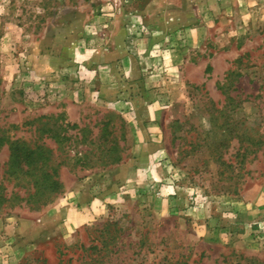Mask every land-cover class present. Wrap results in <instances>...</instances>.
Instances as JSON below:
<instances>
[{
    "label": "rangeland",
    "instance_id": "rangeland-1",
    "mask_svg": "<svg viewBox=\"0 0 264 264\" xmlns=\"http://www.w3.org/2000/svg\"><path fill=\"white\" fill-rule=\"evenodd\" d=\"M106 44L161 86L142 94L121 64L88 61ZM152 99L164 109L146 148L136 119ZM58 115L69 141L43 142L63 191L0 216V264H85L106 229L118 233L105 264H264V0H0V131L33 143L37 119ZM103 141L124 146L119 163L99 161ZM71 193L103 209L67 232L57 203Z\"/></svg>",
    "mask_w": 264,
    "mask_h": 264
},
{
    "label": "trees",
    "instance_id": "trees-1",
    "mask_svg": "<svg viewBox=\"0 0 264 264\" xmlns=\"http://www.w3.org/2000/svg\"><path fill=\"white\" fill-rule=\"evenodd\" d=\"M110 116L117 117L121 121V117L118 115ZM110 121L108 119L105 125H109ZM36 122L37 126L34 130L36 140L33 143L21 139L12 140L6 131H0V151L5 146L8 150V159L3 166H0V170H2L0 173V216L7 210L23 205L30 210L38 211L52 203L63 191V185L58 175L61 162L56 161L54 151L48 148L43 141L46 139L53 141L58 147L57 151L62 152L60 148L69 141V137L65 135L69 124L63 125L65 120L60 115L41 116ZM60 122L61 124H59ZM70 127L76 128L77 126ZM13 128L17 127L13 126ZM120 130L123 131V122L120 124ZM84 139L83 136L82 144H85ZM121 140H123V132ZM123 148L124 146H120L117 141L99 143L97 148L101 154L99 161L105 165L119 163ZM106 226L109 228L110 224L106 223ZM101 233L103 236L101 241H95L92 247L83 248V251H91L89 255L82 256V260L87 258L85 264L107 263L104 257L112 252V247L109 251L108 247L115 240L118 231L106 229ZM93 250L97 252L94 257H92ZM99 253H103L100 261L96 260Z\"/></svg>",
    "mask_w": 264,
    "mask_h": 264
},
{
    "label": "crops",
    "instance_id": "crops-1",
    "mask_svg": "<svg viewBox=\"0 0 264 264\" xmlns=\"http://www.w3.org/2000/svg\"><path fill=\"white\" fill-rule=\"evenodd\" d=\"M245 3L246 2L244 1L241 2V6L245 5ZM125 48L126 47L124 44L119 45L118 47H112L111 45L106 44L105 47L98 48V50L88 53V55L90 56L88 61H91L94 58H98L97 62L99 61L101 65H107L108 68H112L113 63L121 64L119 70H121L126 77L137 80L139 86L141 87L142 94L147 95V93H149L148 89L150 88H159L163 80L161 73H159L157 70L152 71L151 68H147L145 65H143V63L140 62V56L134 58V56L127 54ZM168 56L169 58H171L168 61L171 66L170 71L178 73L180 68L183 72V68L188 69L190 66H192L190 64V59L186 58V49H171L169 50ZM170 81H172V78L170 79ZM189 82L191 84L197 85L200 82H204V79L201 78V81L195 79L190 80ZM114 104H116V108H118V110L120 111H122V109L124 110V112L127 110L125 101L120 98H118L117 101L114 102ZM162 104L159 99L150 100L149 103L146 105L145 118L136 119L137 127L140 128L139 131L141 133L138 136L141 138L142 143L146 145V148L148 144L147 141H149V137H152L153 139L156 137L154 135L149 136V133H153L151 129H158L160 125L161 113L164 109ZM145 151L147 152L146 149ZM138 171L139 169L135 170V176L139 174ZM91 201L92 200L87 199L83 194L79 193H71L69 195H66L65 198H61L59 200L57 205L61 206V208L58 211L60 215H62L64 221L63 226L65 231L73 232L78 226L86 223L90 219L94 218L96 214L100 213V210L103 209V205L96 208V204ZM78 202L82 203V212H78L76 210V203ZM60 215L58 214L57 216L60 217ZM15 252L18 253L19 250H16Z\"/></svg>",
    "mask_w": 264,
    "mask_h": 264
}]
</instances>
